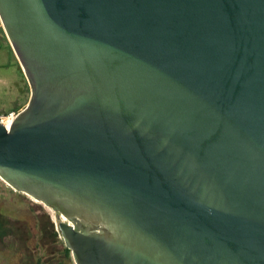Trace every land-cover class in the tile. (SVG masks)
Masks as SVG:
<instances>
[{
	"label": "water",
	"instance_id": "95a60500",
	"mask_svg": "<svg viewBox=\"0 0 264 264\" xmlns=\"http://www.w3.org/2000/svg\"><path fill=\"white\" fill-rule=\"evenodd\" d=\"M30 85L0 179L75 264H264V0H0Z\"/></svg>",
	"mask_w": 264,
	"mask_h": 264
},
{
	"label": "rangeland",
	"instance_id": "374dc122",
	"mask_svg": "<svg viewBox=\"0 0 264 264\" xmlns=\"http://www.w3.org/2000/svg\"><path fill=\"white\" fill-rule=\"evenodd\" d=\"M30 85L0 21V113L17 115L27 105ZM16 117V116H15ZM0 212L18 224L31 225L43 219L58 228L62 220L52 208L17 193L0 179ZM75 264V263H74Z\"/></svg>",
	"mask_w": 264,
	"mask_h": 264
},
{
	"label": "flooded vegetation",
	"instance_id": "af4514ba",
	"mask_svg": "<svg viewBox=\"0 0 264 264\" xmlns=\"http://www.w3.org/2000/svg\"><path fill=\"white\" fill-rule=\"evenodd\" d=\"M43 221L18 224L0 212V264H74L59 225Z\"/></svg>",
	"mask_w": 264,
	"mask_h": 264
},
{
	"label": "built area",
	"instance_id": "2783aa9c",
	"mask_svg": "<svg viewBox=\"0 0 264 264\" xmlns=\"http://www.w3.org/2000/svg\"><path fill=\"white\" fill-rule=\"evenodd\" d=\"M15 113H10L9 115H4L0 113V123L4 124L7 126V128H9L13 122V120L15 119L14 115Z\"/></svg>",
	"mask_w": 264,
	"mask_h": 264
}]
</instances>
